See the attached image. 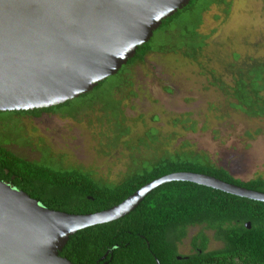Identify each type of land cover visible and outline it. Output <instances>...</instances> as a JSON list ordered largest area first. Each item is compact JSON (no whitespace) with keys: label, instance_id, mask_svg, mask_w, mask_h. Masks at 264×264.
I'll return each instance as SVG.
<instances>
[{"label":"trees","instance_id":"1","mask_svg":"<svg viewBox=\"0 0 264 264\" xmlns=\"http://www.w3.org/2000/svg\"><path fill=\"white\" fill-rule=\"evenodd\" d=\"M230 1L193 0L163 21L116 75L88 94L48 109L0 112V180L10 183L6 177L9 172L18 180L23 179L10 183L12 187L49 210L71 215L109 210L144 186L176 173L206 175L264 194V177L241 181L213 165L204 153H170L157 146L149 148L155 151L153 159L138 161L120 184H106L79 168H59L41 158L31 160L24 152L17 154L14 148L21 147L17 139L21 132L9 127L27 116L51 113L74 118L84 110L101 106L112 121L116 138L128 136L122 106L124 100L136 95L131 80L133 68L153 54L174 55L198 63L208 40L200 34L204 15L212 6H224L228 16ZM225 67L231 81L226 82L222 75L211 71L213 86L234 100L235 110L248 118L264 119V57L241 62L235 57ZM177 122L186 125L191 121ZM157 134L151 130L146 138L155 143ZM192 229L199 231L189 239ZM188 239L191 253L183 255L180 248ZM212 241L221 247L209 250ZM59 255L72 264H264V203L190 182L167 183L148 194L127 216L76 233Z\"/></svg>","mask_w":264,"mask_h":264},{"label":"water","instance_id":"2","mask_svg":"<svg viewBox=\"0 0 264 264\" xmlns=\"http://www.w3.org/2000/svg\"><path fill=\"white\" fill-rule=\"evenodd\" d=\"M192 1L0 0V112L48 109L92 92ZM171 182L264 203L263 193L206 175L176 173L109 210L71 215L49 210L0 180V264H72L59 255L72 236L127 216Z\"/></svg>","mask_w":264,"mask_h":264},{"label":"rangeland","instance_id":"3","mask_svg":"<svg viewBox=\"0 0 264 264\" xmlns=\"http://www.w3.org/2000/svg\"><path fill=\"white\" fill-rule=\"evenodd\" d=\"M230 2L228 16L224 6H212L204 15L200 34L208 40L200 63L153 54L133 68L136 95L122 106L128 136L116 138L101 106L74 118L43 113L9 125L21 132L17 154L59 168H79L111 185L120 184L138 161L153 159L152 146L170 153H204L241 181L264 177V119L235 110L234 100L213 86L210 75L214 71L230 82L225 66L235 57L240 62L264 57V0ZM183 119L191 122H177ZM151 130L158 132L155 143L146 138ZM198 231L192 229L189 239ZM189 239L180 248L183 255L191 253ZM220 247L212 241L209 250Z\"/></svg>","mask_w":264,"mask_h":264},{"label":"flooded vegetation","instance_id":"4","mask_svg":"<svg viewBox=\"0 0 264 264\" xmlns=\"http://www.w3.org/2000/svg\"><path fill=\"white\" fill-rule=\"evenodd\" d=\"M6 177L7 178H9L10 179V183H13V182H21L23 179H17V177L16 176H14V175H10L9 174V172H6ZM10 183H8V184H10ZM11 185V184H10ZM12 186V185H11ZM14 188V187H13ZM14 189H16V188H14ZM16 190H18V189H16ZM18 191H21V190H18ZM23 192V191H22Z\"/></svg>","mask_w":264,"mask_h":264}]
</instances>
